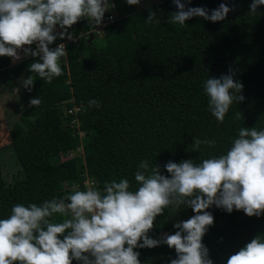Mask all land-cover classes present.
I'll return each mask as SVG.
<instances>
[{"label": "trees", "instance_id": "16d2710c", "mask_svg": "<svg viewBox=\"0 0 264 264\" xmlns=\"http://www.w3.org/2000/svg\"><path fill=\"white\" fill-rule=\"evenodd\" d=\"M182 2L186 7H203L209 15L221 3L234 10L222 21L192 17L184 25H174L168 22L178 10L173 0H158L144 8L110 0L119 18L105 26V36L94 33L98 37L89 40L80 33L96 25L86 18L75 23L69 32L79 39L67 42L66 58L59 61L63 74L51 84L29 70L31 63L42 62L39 57L21 61L25 78L33 75L31 99L40 98L41 104L26 107L11 128L22 170L8 182L0 169V219L7 218L17 203L40 205L67 194L74 184L85 190L87 179L102 191L105 181L127 178L134 191V173L141 160L159 165L161 174L169 175L164 167L169 161L200 163L226 154L240 127L264 130V5L252 14L253 0ZM151 12L156 18L149 25ZM10 65L11 57L0 56V72ZM230 68L244 86L245 100L234 102L220 123L208 110L203 82L228 74ZM91 99L100 107L90 108ZM75 107L79 111L72 113ZM194 138L215 139L216 144L193 150ZM79 147L82 154L64 159ZM207 211L214 223L202 242L213 264H227L252 239H264V215L248 216L235 209L228 213L215 205ZM193 215L190 207L175 213L165 209L149 235L160 239L174 234L178 231L174 224ZM135 251L141 264H170L176 258L175 249L166 244Z\"/></svg>", "mask_w": 264, "mask_h": 264}, {"label": "clouds", "instance_id": "9594fccd", "mask_svg": "<svg viewBox=\"0 0 264 264\" xmlns=\"http://www.w3.org/2000/svg\"><path fill=\"white\" fill-rule=\"evenodd\" d=\"M141 0H127L138 5ZM177 11L169 23L184 25L192 17L212 22L222 21L234 10L221 3L209 10L186 7L182 0H173ZM109 0H0V56L19 61L25 56L39 57L29 70L51 84L63 74L60 59L66 58V46L50 48L59 36L75 41L69 29L81 19L90 25H100ZM264 0H253L250 12L255 14ZM156 13L151 12L146 23L151 25ZM159 23V20L156 21ZM57 26L61 31L57 32ZM35 44L36 48L31 46ZM23 87L32 91L33 75L22 80ZM243 84L234 79L233 70L220 78H206L203 90L208 98V110L220 123L234 102H243ZM19 92V87L16 88ZM40 98H33L29 107H39ZM88 106L100 107L91 99ZM240 118L236 112L234 120ZM226 154L180 163L167 162L169 175L161 174L160 166L141 160L134 173L136 190H130L127 178L105 181L98 190L87 181L84 189L73 185L59 198L44 200L40 205L17 203L7 218L0 219V264H141L137 248H152L166 244L174 248L176 258L170 264H213L209 249L202 239L214 217L207 211L215 205L228 213L243 210L248 216L264 215V130L240 127L231 140ZM214 147L215 139L194 138L193 150L201 145ZM190 207L195 215L177 222L174 234L160 239L151 238L154 221L165 209L171 213ZM64 217L53 222L54 216ZM62 237V238H61ZM142 241V242H141ZM227 264H264V239H252L232 254Z\"/></svg>", "mask_w": 264, "mask_h": 264}, {"label": "rangeland", "instance_id": "374dc122", "mask_svg": "<svg viewBox=\"0 0 264 264\" xmlns=\"http://www.w3.org/2000/svg\"><path fill=\"white\" fill-rule=\"evenodd\" d=\"M156 1L158 0H141L140 4L136 5V7L144 8ZM106 12H111L116 18H119L116 10L111 6V3ZM95 29V27L90 28L87 35L88 40L95 36ZM56 31L59 32L61 29L57 27ZM80 34L84 35L85 32H81ZM58 39H60L59 36H57L56 40ZM99 41L103 42L102 40ZM32 46L33 45H31V47ZM20 63V60L16 62L11 60V65L0 72V169L8 182H12L14 177L22 170L12 147L11 128L19 121L21 112L29 106L31 101L29 91L23 87L22 80L25 78V75ZM17 87L20 89L19 92L16 91ZM79 153H83L82 147H80V150L69 151L68 154L64 156V159L70 158ZM86 181L90 186L93 185L90 179H87ZM155 221L159 222L161 219H156Z\"/></svg>", "mask_w": 264, "mask_h": 264}, {"label": "built area", "instance_id": "2783aa9c", "mask_svg": "<svg viewBox=\"0 0 264 264\" xmlns=\"http://www.w3.org/2000/svg\"><path fill=\"white\" fill-rule=\"evenodd\" d=\"M111 6L113 8H115V4L114 3H111ZM116 19L117 18L114 16V14H112L111 12H106L105 15H104V19H103L102 24L95 26V28H96L95 30L96 31H94V33L96 32L100 36H105V31H104L105 26L108 25V24H110V23H112V22H114ZM88 32L85 33L84 35L87 36L88 35ZM101 34H103V35H101ZM75 37H76L75 41L67 40V41L52 43V44L49 45V47L54 49V48H56L61 43H64L65 46H66L67 42H77L78 39H79V37L78 36H75ZM29 47H31V46H29ZM31 48L35 49L36 48V45L33 44V46ZM21 57L22 58L20 59V61L24 60L25 58L31 57V56H29V55L28 56H25L23 54V52H22V56ZM11 60H13V58H11ZM78 111H79V107H75L74 110L72 111V113H76ZM76 121H77V119L74 120V122H76ZM78 150H80V147L78 148ZM92 184H93V182H92Z\"/></svg>", "mask_w": 264, "mask_h": 264}, {"label": "crops", "instance_id": "0c3cea01", "mask_svg": "<svg viewBox=\"0 0 264 264\" xmlns=\"http://www.w3.org/2000/svg\"><path fill=\"white\" fill-rule=\"evenodd\" d=\"M21 56H22V54H21Z\"/></svg>", "mask_w": 264, "mask_h": 264}]
</instances>
